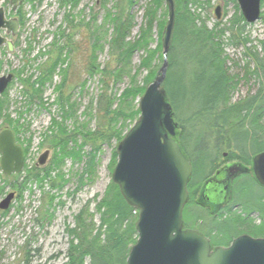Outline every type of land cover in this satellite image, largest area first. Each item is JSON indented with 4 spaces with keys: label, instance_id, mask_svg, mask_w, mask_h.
Segmentation results:
<instances>
[{
    "label": "trees",
    "instance_id": "16d2710c",
    "mask_svg": "<svg viewBox=\"0 0 264 264\" xmlns=\"http://www.w3.org/2000/svg\"><path fill=\"white\" fill-rule=\"evenodd\" d=\"M74 1L76 0H59V3L62 7L69 3L73 4L74 7ZM101 1L103 5L109 2V0ZM110 1H112V4L110 9L105 11L104 22L112 26V34L108 44L109 54L115 57L116 67L110 72L111 80L115 82L122 77L133 50L146 45V38L152 33L154 19H156L155 12L162 4V0H152L149 7H146L143 25L139 27V35L133 42H128L127 36L133 26V14H130L128 9L134 0ZM229 1L232 2L235 12L232 19L229 20L228 26L223 25L222 28L218 27L217 29L216 26L219 24L217 22L215 23L216 26L214 25L216 30H212L200 18L199 13L191 12L190 8L191 6L209 5V0H174V25L170 39L171 43L167 51L166 77L162 87L173 109L174 121L179 130L178 141L180 147L187 159L193 164V172L186 187L188 201H186L187 203L182 211L183 223L186 228L191 229L194 225H197L200 217L198 205L194 201L195 184L203 181L204 177L209 176L214 171L217 163L224 159V152H226L228 160L238 159L242 163L248 164L256 153L264 151V126L261 123L264 116V41L260 42L261 50L246 46L249 42L244 33L246 22L240 13L236 0ZM262 4L263 0H261V7ZM16 12L19 13L15 16H17L21 26L23 16H21L19 10ZM166 12L165 10V15ZM69 16L70 14L67 13L64 18L65 22H72V18H69ZM260 16H263L264 19V14ZM166 22L167 20L158 22V44L156 49L152 51V53H158L160 65L163 59L161 39ZM60 29L56 34L57 36L63 34ZM226 33L228 34L226 41L234 45L242 44L246 48L245 55L251 60V63L253 62L252 68L249 61L241 68L243 70L241 79L255 76L259 80L256 92L247 94L243 99L235 101L232 100V93L239 84L240 79L239 75L230 71L231 66L228 65V56L223 49L222 36ZM51 45H56L54 46L56 47L55 58L48 63L47 67H38L40 71L36 78L33 79L32 74H29L27 78L24 76V65L22 69H16L15 76L26 87L22 91L28 100V104H30L32 100L41 98L42 87L45 83L51 81L52 74L59 69L63 80L55 87L59 93L56 100L59 109L64 112V115H67L68 113L64 111L65 105L69 111L73 112L74 104L69 103V96L63 97V87L68 74V53L63 51L66 47L68 48L69 40L64 45L57 44V41L52 42ZM92 45L93 49L87 74H103L105 68L102 67L101 69V66L96 62L95 50L98 45L95 42ZM177 48H183L184 51L185 69L182 68V70H178L179 56L176 52ZM2 54L3 52L1 56ZM2 63L3 61L0 60V65ZM142 64H144L143 67L145 65L149 67L147 63ZM61 65L66 67L59 68ZM183 66L182 64L181 67ZM157 71L156 68L149 69L141 85L125 88L117 98L111 91H109V94L103 91L96 97V109H98L100 117L108 119V133L97 130L94 132L84 130L82 132L76 128L77 133L80 132L88 137L97 134L99 139H106V141L109 140V137L121 141L139 115L137 103L132 106L128 104L134 103L135 99L144 93L145 88L156 77ZM9 73L13 74L12 72ZM183 77L188 79L187 83L181 80ZM3 97L6 99L5 91L0 96V119H2L3 124H8L15 135L16 143L23 147V154L26 157L30 137L25 141L22 140L20 137L25 130L24 126L19 123V120L12 119L10 114L2 112L6 102ZM184 102L189 105V111L185 113L180 111L185 115L178 118V110ZM51 122L56 130L48 137L49 146L56 149L59 156L63 154L62 157L60 156L61 160L66 156H72L80 160L83 157L80 156V153L66 150L68 139L71 136H68L63 123L56 122L54 119ZM190 122L193 123L196 132H199V137L205 135V139L202 141L196 140L192 143L193 150L188 148L187 142V125ZM85 127V124H83L80 129L82 130ZM81 146H78L79 149ZM97 150L98 146L94 145L91 151L86 154V167L80 177L83 174L88 175L92 172ZM116 159L117 151L113 149L111 167L116 165ZM196 169L202 173L199 177L193 178ZM52 171L51 167L31 168L22 177H19L18 174H11V177L7 176L8 178L3 176V181L5 183L8 181V185L19 193L31 181H37L39 187L46 184L53 189L58 187L57 181L60 182L63 176L59 173L57 176H52ZM12 177V180L9 179ZM56 178H59V180ZM254 181L246 175L237 177L233 184V199L236 203H240L239 210L244 213L237 214L240 219L241 217L246 219L251 210L250 208L258 210V204L262 207L261 199L264 198V187H260L258 182L255 183ZM108 184L102 194L103 196L97 201L94 199V210L99 216L97 225L93 223V220L86 217L87 212L93 216L88 211L90 201L73 216L74 225L71 229L67 228L70 240L64 253V264H126L131 246L138 237L135 226L138 219V210L125 202L116 183L111 180ZM257 188H259L258 191ZM190 204L193 207L189 208ZM260 212L263 214L262 208ZM190 219H193L194 222H190ZM224 227L230 232V227ZM236 232L238 234L244 231L238 229ZM235 235H231L230 232L226 241L221 243L228 244L229 239ZM252 235H264V227L255 229Z\"/></svg>",
    "mask_w": 264,
    "mask_h": 264
},
{
    "label": "rangeland",
    "instance_id": "374dc122",
    "mask_svg": "<svg viewBox=\"0 0 264 264\" xmlns=\"http://www.w3.org/2000/svg\"><path fill=\"white\" fill-rule=\"evenodd\" d=\"M73 3L74 7L71 3L62 7L59 0H23L17 9L12 10L7 0H0V7L4 6L6 16L13 17L19 14L16 12L17 10L23 16L22 25L19 26L16 35L14 37L7 36L13 41L14 51L8 52L5 45L0 48L1 53L3 52L0 57V60L3 61L0 65V76L9 72L13 73V79L5 90L6 99L3 97L6 102L2 112L10 114L12 119L19 120V123L24 126L25 130L20 137L22 140L25 141L30 137V145L24 158L23 168L18 176L26 175L27 170L31 168L42 169L45 167L53 169L52 176H57L58 173L63 176L60 182L57 181V188L52 189L46 184L39 187L37 181H31L19 193L8 185L7 180L6 183L3 181L6 175L0 168V200L10 191H15L9 208L6 211L0 209V264H64V253L70 240L67 228L73 227V216L86 206L88 201H90L88 211L93 216L87 212L86 217L93 220L95 225L98 224L99 216L98 213H95L94 201L103 196L108 183L112 180V172L115 167H111L112 153L120 141L113 137H109L108 141L99 139L97 134L88 137L80 132L77 133L76 128L82 132L97 130L108 133V119L100 117L98 109H96V97L103 91H106L107 94L111 91L117 98L125 88L141 85L149 69L159 70L162 65L159 63L158 53L155 54L152 51L158 44V22L167 19L168 9H166L164 0L155 12L156 19H154L152 33L146 38V45L133 50L122 77L115 82L111 80L110 76V72L116 67L115 57L109 54L108 44L112 26L104 22L105 11L110 9L112 1L109 0L105 5L101 0H76ZM151 3L152 0H134L128 9L130 14H133V26L127 36L128 42H133L138 37L139 27L144 22L145 9ZM217 5L220 7L219 18L215 17ZM262 5L260 15L264 14V0ZM190 8L191 12L199 13L200 18L212 30H216V27L217 29L218 27L222 28L223 25L228 26V22L235 12L233 4L229 0H209V5L191 6ZM165 10L167 11L166 15ZM67 13L70 14L69 18H72V22H65L64 18ZM217 22L219 24L216 26ZM59 29L63 32L62 36L56 35ZM244 33L249 39L246 46L261 50L260 42L264 41L263 16L256 22L246 23ZM227 36V33L222 36L223 49L228 56L230 71L239 75L240 79L232 93V100L235 101L256 92L259 80L255 76L241 79L243 74L241 68L247 61L252 68L253 62L251 63V60L245 55L246 48L242 44L228 43ZM68 40V48L66 47L63 51L68 53V74L63 87V97L69 96V103H74L73 112L69 111L65 105L64 111L68 114L64 115L56 100L59 93L55 87L63 80L59 69L52 74L51 81L42 87L41 98L34 99L28 104L22 91L26 87L16 79V69H22L24 65V76L27 78L29 74H32L33 79L36 78L40 71L38 67H47L48 63L55 58L56 47L54 46L56 45H51V43L57 41V44L64 45L68 43ZM93 42L98 45L95 50L96 62L101 66V69L105 68L103 74H87ZM176 52L179 56L178 70L185 69L183 48H177ZM142 63L149 64V67L146 65L143 67ZM182 64L183 67H181ZM158 65L160 66L157 68ZM64 66L61 65L59 68H64ZM181 80L185 83L188 82L186 77ZM141 97L142 95L135 99L134 103L128 105L132 106L137 103L138 107ZM180 111L183 113L189 111V105L184 102L180 106L178 118L185 115ZM52 119L63 123L68 136H71L68 139L66 150L80 153V156H83L80 160L72 156L63 157L61 160L63 154L60 157L57 150L49 146L48 137L56 130L52 126ZM261 123L264 126V116ZM83 124L86 127L81 130L80 126ZM7 126L8 124H3L0 119V130ZM198 133L194 129L193 123L190 122L187 125V142L188 148L191 150H193L192 143L194 141L205 139V135L199 137ZM80 145L82 146L79 149ZM94 145L98 146V150L92 172L80 177L86 167V154L91 151ZM45 150H48L49 156L44 165L40 167L36 165V162ZM235 163L229 162L227 165L233 166ZM240 167L242 168L240 174L243 172L252 174L251 163L250 165L243 163ZM201 173L196 169L193 178L199 177ZM9 179L12 180L13 177ZM198 198L195 192L194 201ZM191 207L193 206L190 204L189 208ZM235 213L239 214L241 211ZM234 219L241 222L237 230H242L243 233L252 235L257 229L247 225V221L243 217L240 219L236 215ZM252 220L251 222L254 223L253 218Z\"/></svg>",
    "mask_w": 264,
    "mask_h": 264
},
{
    "label": "water",
    "instance_id": "95a60500",
    "mask_svg": "<svg viewBox=\"0 0 264 264\" xmlns=\"http://www.w3.org/2000/svg\"><path fill=\"white\" fill-rule=\"evenodd\" d=\"M23 0H9L12 10ZM168 12L162 36L163 61L155 79L145 88L138 102L139 116L116 146L117 160L112 181L119 186L125 202L138 210L135 224L137 240L131 246L126 264H264V237L245 234L233 239L228 247L211 249L207 237L184 227L182 210L187 203L186 190L192 174L190 160L180 147L173 109L162 87L166 77L167 51L174 25V0H164ZM247 24L260 19L261 0H236ZM219 6L215 17L219 18ZM17 17H6L0 7V48L14 51V37L19 30ZM5 34V35H3ZM1 50V49H0ZM13 75L0 76V95ZM43 151L36 165H44L49 154ZM24 164L23 148L15 141L9 127L0 130V167L3 174L19 173ZM252 173L264 186V151L251 160ZM231 176L240 172L230 166ZM222 195L225 191L221 187ZM14 191L0 200V209L11 204Z\"/></svg>",
    "mask_w": 264,
    "mask_h": 264
},
{
    "label": "flooded vegetation",
    "instance_id": "af4514ba",
    "mask_svg": "<svg viewBox=\"0 0 264 264\" xmlns=\"http://www.w3.org/2000/svg\"><path fill=\"white\" fill-rule=\"evenodd\" d=\"M224 159L217 163V166L214 167V171L207 177L203 178V181L198 182L195 184L196 194L199 197L195 199L196 204L198 205V212H199V220L197 225L194 227L189 228L191 230H196L200 232L204 237H207L209 243L211 244V249H215L218 246L228 247L230 242L237 238L239 235L245 234L250 235L254 238L264 237V235L254 236L247 233H238L236 232V228L238 225H241L239 221H236L234 218L237 215L235 212L241 211L239 207L241 206L239 202H235L233 197V184L236 181L237 177L239 176H248L255 180L253 177V173L250 174L248 172H241V167L243 163L238 160H228L226 158V152L223 155ZM252 160V158H251ZM248 163L250 165L251 163ZM229 162L235 163L237 167L240 169L239 173L236 175L231 176V171H229L230 165H227ZM233 165V166H235ZM191 169L193 172V164L191 163ZM238 174V175H237ZM256 183V180L254 181ZM225 188V191L222 195L221 187ZM260 187H264L259 184ZM13 191V190H12ZM15 196V191H14ZM14 198V197H13ZM260 198V197H259ZM12 202V201H11ZM262 207L258 204V210L252 209L249 211L248 216L246 217L247 225L252 227H264V198L261 199ZM10 206V205H9ZM9 208V207H8ZM7 208V209H8ZM261 208L263 209V214L260 212ZM6 211V209L4 210ZM202 213V214H201ZM207 213V214H206ZM244 214V213H242ZM254 219V223L251 222ZM194 222L193 219H190V222ZM224 226H228L230 229L231 235L236 234L232 238L229 239L228 244L221 243L225 242L227 237H229L230 232L225 229ZM238 231V230H237ZM223 238L222 240H218ZM220 241V242H219ZM25 251V249H24Z\"/></svg>",
    "mask_w": 264,
    "mask_h": 264
}]
</instances>
